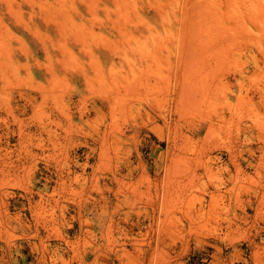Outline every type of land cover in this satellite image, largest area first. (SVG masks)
Here are the masks:
<instances>
[{
	"label": "rangeland",
	"instance_id": "rangeland-1",
	"mask_svg": "<svg viewBox=\"0 0 264 264\" xmlns=\"http://www.w3.org/2000/svg\"><path fill=\"white\" fill-rule=\"evenodd\" d=\"M0 264H264V0H0Z\"/></svg>",
	"mask_w": 264,
	"mask_h": 264
}]
</instances>
